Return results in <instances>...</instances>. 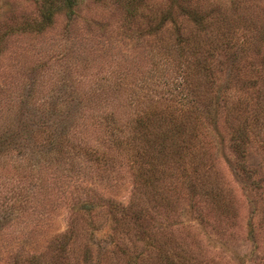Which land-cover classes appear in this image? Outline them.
I'll return each mask as SVG.
<instances>
[{"label": "rangeland", "instance_id": "obj_1", "mask_svg": "<svg viewBox=\"0 0 264 264\" xmlns=\"http://www.w3.org/2000/svg\"><path fill=\"white\" fill-rule=\"evenodd\" d=\"M39 1L0 0V264H99L114 226L107 200L103 205L99 198L126 205L134 186L130 165L112 145L100 112H113L123 123L131 109L128 91L154 72L168 33L160 26L148 32L138 15L128 21L114 0H77L71 14L55 10L42 30H23L25 21L39 19ZM149 1L163 10L171 0ZM246 1L252 18L259 19L264 0ZM241 24L234 26L239 30ZM169 76L177 82V73ZM217 84H211L212 92ZM169 86L174 88L173 82ZM216 129L222 139L212 140L213 162L230 190L237 225L222 230V219H212L215 209L205 210L204 216L210 215L205 226L189 220V199L177 187L171 228L175 235L182 237L183 229L189 236L188 243L197 248L196 264H262L257 256H264V188L236 173L227 128L219 124ZM252 155L249 165L259 159ZM86 194H93L96 206L92 225L86 211L73 207ZM248 223L257 245L252 251ZM66 231L63 255L55 257L54 239Z\"/></svg>", "mask_w": 264, "mask_h": 264}, {"label": "trees", "instance_id": "obj_2", "mask_svg": "<svg viewBox=\"0 0 264 264\" xmlns=\"http://www.w3.org/2000/svg\"><path fill=\"white\" fill-rule=\"evenodd\" d=\"M114 1L121 3L128 21L140 16V25L148 32L164 28L168 44H161L154 72L147 71L151 73L128 91L125 101L131 109L123 123L113 112H100L108 121L112 145L130 165L134 186L126 205L99 198L103 205L107 200L114 226L97 263L196 264L197 248L188 243L183 229L180 237L170 225L178 209L177 187L185 189L189 199L185 206L189 220L205 226L210 218L204 216L205 210L215 209L217 217L212 219L216 223L222 219V230L237 225L230 190L216 175L213 162L212 140L215 135L222 139L217 125L227 128L236 173L253 187L264 188V9L258 19V15L252 18L254 11L246 0H229L228 5L224 0H171L163 10L149 0ZM76 2L40 0L39 19L25 21L21 28L40 31L55 10L71 14ZM236 22L242 23L241 29L234 26ZM171 72L177 73V84L170 79ZM217 81L221 86L212 92L211 84ZM172 82L174 88L169 86ZM251 153L259 157L254 165L246 163ZM92 195L73 206L87 212L83 215L90 225L96 207ZM263 217L264 209V223ZM247 225L252 251L257 247L254 229ZM66 235L67 231L54 239L53 256L62 257ZM84 236L87 259L92 236ZM257 258L264 264V256Z\"/></svg>", "mask_w": 264, "mask_h": 264}]
</instances>
